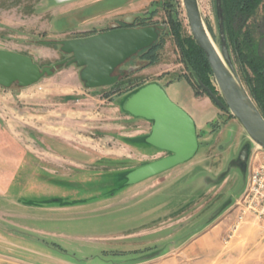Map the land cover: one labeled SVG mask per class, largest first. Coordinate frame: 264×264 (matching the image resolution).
Segmentation results:
<instances>
[{
	"label": "rangeland",
	"instance_id": "1",
	"mask_svg": "<svg viewBox=\"0 0 264 264\" xmlns=\"http://www.w3.org/2000/svg\"><path fill=\"white\" fill-rule=\"evenodd\" d=\"M198 1L220 50L216 0ZM144 4L136 16L121 11L127 0H0V49L41 68L69 58L60 42L124 25L157 27L165 41L156 64L141 51L118 67L114 86L88 88L77 65L29 87L0 85L2 232L23 233L24 259L53 251L54 264H264V225L248 218L234 226L248 176L236 161L245 146L251 157L257 147L183 61L170 20L192 36L183 0ZM256 33H264V3ZM230 52L250 93L251 71ZM161 78L196 121L200 148L190 162L127 186L129 172L169 155L147 145V121L122 108L132 91ZM15 243L0 241L8 251Z\"/></svg>",
	"mask_w": 264,
	"mask_h": 264
},
{
	"label": "water",
	"instance_id": "2",
	"mask_svg": "<svg viewBox=\"0 0 264 264\" xmlns=\"http://www.w3.org/2000/svg\"><path fill=\"white\" fill-rule=\"evenodd\" d=\"M68 1V0H59ZM186 16L196 44L205 53L219 89L217 95L201 80L197 83L220 109L230 112L243 126L257 148L264 150V115L243 84L234 66L225 30L222 1L216 0L221 56L204 22L198 0H183ZM159 39L157 27L114 28L95 35L60 42L68 59L48 67L18 52L0 49V85L18 83L29 87L59 66L77 65L88 88L116 85L120 77L115 70L137 53L152 47ZM134 118L151 123L145 138L147 145L169 155L138 167L126 175V185L136 186L166 173L196 157L200 148L196 121L168 96L164 86L151 82L132 91L122 104ZM250 148L245 146L236 164L248 173ZM248 178V176H247ZM247 183V180H246Z\"/></svg>",
	"mask_w": 264,
	"mask_h": 264
},
{
	"label": "trees",
	"instance_id": "3",
	"mask_svg": "<svg viewBox=\"0 0 264 264\" xmlns=\"http://www.w3.org/2000/svg\"><path fill=\"white\" fill-rule=\"evenodd\" d=\"M221 1L229 49L230 51L233 49L243 66L251 71L252 77H248L250 93L264 115V33H256L259 10L264 0ZM170 20L176 44L186 66L197 81L201 80L213 90L210 81L213 73L205 53L192 36L184 35L180 22L173 18ZM134 26L124 25L123 27L133 28ZM164 44L165 41L161 39L152 47L143 50L142 60L147 61L148 66L156 64Z\"/></svg>",
	"mask_w": 264,
	"mask_h": 264
},
{
	"label": "built area",
	"instance_id": "4",
	"mask_svg": "<svg viewBox=\"0 0 264 264\" xmlns=\"http://www.w3.org/2000/svg\"><path fill=\"white\" fill-rule=\"evenodd\" d=\"M237 206L236 229L248 218L264 225V150L260 148L250 159L246 187Z\"/></svg>",
	"mask_w": 264,
	"mask_h": 264
},
{
	"label": "crops",
	"instance_id": "5",
	"mask_svg": "<svg viewBox=\"0 0 264 264\" xmlns=\"http://www.w3.org/2000/svg\"><path fill=\"white\" fill-rule=\"evenodd\" d=\"M129 2V4H131V6L129 7V9L124 6L122 8L121 11H134L132 15H140L143 12H145V10L142 9V7L145 5L144 2H147L149 0H127ZM141 9V10H140ZM137 10V12H135ZM140 10V11H138ZM162 79V80H161ZM160 79V83L162 82L163 86H167L166 87V91L170 90L171 87L173 86L172 83L165 81L164 78ZM165 81V83H164ZM167 82V83H166ZM146 121V120H144ZM148 125H149V129H151V123H149L147 121ZM1 224V222H0ZM10 236L7 235L6 232H2V229L0 227V241L1 240H6V239H10L12 241H20V244L15 243L14 247H12L9 251L6 249L5 246L1 247L0 245V264H54V252L52 251L51 254L49 251H46V254H41L45 257V259H41L40 261L38 260H26L23 257V253H22V249H23V245H22V241L24 239L23 233L22 232H11L9 233ZM38 254L41 252H37ZM40 255V254H39ZM49 258L51 260H49Z\"/></svg>",
	"mask_w": 264,
	"mask_h": 264
},
{
	"label": "bare ground",
	"instance_id": "6",
	"mask_svg": "<svg viewBox=\"0 0 264 264\" xmlns=\"http://www.w3.org/2000/svg\"><path fill=\"white\" fill-rule=\"evenodd\" d=\"M214 45H215V47H216V50L218 51V53L220 54V56H221V52H220V50H219V48L216 46V44L214 43Z\"/></svg>",
	"mask_w": 264,
	"mask_h": 264
},
{
	"label": "flooded vegetation",
	"instance_id": "7",
	"mask_svg": "<svg viewBox=\"0 0 264 264\" xmlns=\"http://www.w3.org/2000/svg\"><path fill=\"white\" fill-rule=\"evenodd\" d=\"M119 28H124V27H119ZM113 28H111V29H107V30H105V31H109V30H112Z\"/></svg>",
	"mask_w": 264,
	"mask_h": 264
}]
</instances>
